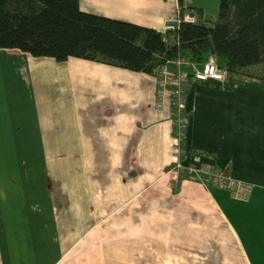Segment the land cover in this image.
Segmentation results:
<instances>
[{"label": "crops", "instance_id": "0c3cea01", "mask_svg": "<svg viewBox=\"0 0 264 264\" xmlns=\"http://www.w3.org/2000/svg\"><path fill=\"white\" fill-rule=\"evenodd\" d=\"M193 4L216 18L219 0ZM178 6L79 0L160 31ZM184 108L182 164L226 168L246 200L174 170L155 76L0 48V264H264V80L191 71Z\"/></svg>", "mask_w": 264, "mask_h": 264}, {"label": "trees", "instance_id": "16d2710c", "mask_svg": "<svg viewBox=\"0 0 264 264\" xmlns=\"http://www.w3.org/2000/svg\"><path fill=\"white\" fill-rule=\"evenodd\" d=\"M177 2L181 12L195 13L198 20L181 22L175 31L164 33L85 12L79 0H0V48L57 62L77 57L151 75L177 58L198 68L212 60L218 69L264 80V0H219L212 21L203 18L202 9Z\"/></svg>", "mask_w": 264, "mask_h": 264}, {"label": "built area", "instance_id": "2783aa9c", "mask_svg": "<svg viewBox=\"0 0 264 264\" xmlns=\"http://www.w3.org/2000/svg\"><path fill=\"white\" fill-rule=\"evenodd\" d=\"M184 7V6H183ZM198 18L188 11L181 12L178 6L176 17L173 20L166 21L163 25V32H173L178 29L181 22H196ZM171 64V66L169 65ZM184 68L192 69V76L199 81L215 80L221 81L227 78L230 73L225 69H218L212 60L205 62L201 68L194 63L177 58L168 61L166 64L159 66L154 75L157 78V93L161 96L168 94L170 102L175 107V155L177 160L173 164L174 170L179 174H186L189 178L196 180L204 185H210L229 193L234 200L244 201L250 192V185L232 179L226 168L218 167L214 164L201 165H184L179 159L180 142L183 140L187 112L184 108V91L187 86L189 73ZM186 112V116L183 115Z\"/></svg>", "mask_w": 264, "mask_h": 264}, {"label": "rangeland", "instance_id": "374dc122", "mask_svg": "<svg viewBox=\"0 0 264 264\" xmlns=\"http://www.w3.org/2000/svg\"><path fill=\"white\" fill-rule=\"evenodd\" d=\"M194 2L196 3V4H193V5H195V6H197L198 4L197 3H206L205 5H206V7H208V5H211L210 3H211V0H194ZM196 17H197V15L195 14V13H193ZM177 264H183V263H181V261H179V259H177ZM185 264V263H184ZM210 264V263H209Z\"/></svg>", "mask_w": 264, "mask_h": 264}]
</instances>
